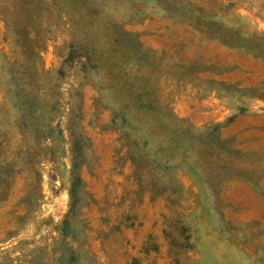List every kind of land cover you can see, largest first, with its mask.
<instances>
[{"label": "rangeland", "instance_id": "1", "mask_svg": "<svg viewBox=\"0 0 264 264\" xmlns=\"http://www.w3.org/2000/svg\"><path fill=\"white\" fill-rule=\"evenodd\" d=\"M9 163L0 264H264V0H0Z\"/></svg>", "mask_w": 264, "mask_h": 264}, {"label": "trees", "instance_id": "2", "mask_svg": "<svg viewBox=\"0 0 264 264\" xmlns=\"http://www.w3.org/2000/svg\"><path fill=\"white\" fill-rule=\"evenodd\" d=\"M90 57L91 60V56L90 53H88L87 51L89 50H84ZM90 52V51H89ZM86 56V55H85ZM87 58V62H84L83 64L87 67L90 66V68L93 67L91 61L89 62V58ZM85 66H82L83 68H85ZM86 69V68H85ZM13 77V76H12ZM32 100H34L33 102L37 105V103L39 102L38 99L33 98ZM134 100V104L132 102H130L128 105H135V104H141V106H146V102L147 100H144L140 98V94H137L135 97H133ZM19 101V100H18ZM24 102L26 104V101L23 100L22 103L19 105L17 103H15V108L18 110V118L16 121H14L15 126L17 127V129H21V131H26L29 127L30 124V116L27 113V109L26 106L24 105ZM33 104L32 101L30 103V105ZM28 107H30L29 105H27ZM152 106V104H151ZM124 105H122V107H119V110L116 111L112 118H111V123L112 125H117V126H121L124 129L126 128V135L127 137L130 139L131 144L134 145H138L139 143H136L139 141V137L137 134H132V125L130 123V118L128 116L125 117L123 111L121 110V108H123ZM51 109V108H50ZM31 111V110H30ZM47 117H49V112L46 115ZM32 117H38V115L32 116ZM42 119L45 120V115H41ZM79 118H80V114L77 110H74L72 115H71V119H72V123H79ZM43 125L45 126L46 130L48 131L47 133H51V131H54V133H56L57 136H59V140L60 141H65V137L63 134V129L59 126V124H52L50 125L48 122L44 121L42 122ZM76 124V125H77ZM26 128V129H25ZM45 131V130H42ZM85 143L86 141L79 136H75L73 137V141H72V152H71V165H72V171H74L73 174V181H71L70 186L68 187V192H69V197H70V201H69V208L68 211L66 212V216L64 217L63 220V229L67 230L66 228H68V222H69V217H67L70 213H72L73 211H75L76 209V203L79 200L78 197V193L79 190L78 188H76V185L78 184V182L80 181V176L78 175L77 169H78V165L80 163L81 160V154L85 149ZM83 150V151H82ZM13 171V165L12 164H7L4 168H0V186H6L8 184V180H10V177L12 176V172ZM76 182V183H75ZM0 187V198H4L3 195V189H5V187ZM67 232V231H65Z\"/></svg>", "mask_w": 264, "mask_h": 264}]
</instances>
